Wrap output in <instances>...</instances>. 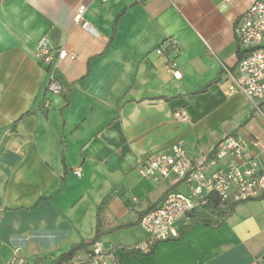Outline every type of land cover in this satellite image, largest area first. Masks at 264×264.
I'll return each instance as SVG.
<instances>
[{
	"label": "crops",
	"instance_id": "0c3cea01",
	"mask_svg": "<svg viewBox=\"0 0 264 264\" xmlns=\"http://www.w3.org/2000/svg\"><path fill=\"white\" fill-rule=\"evenodd\" d=\"M232 1L0 0V264H50L97 228L118 264H264V198L236 204L217 228L196 222L198 208L180 239L138 249L141 215L187 193L173 178L143 179L141 163L178 141L195 158L228 135L264 144L263 120L220 76L237 64L234 24L256 0ZM41 39L75 54L57 62L58 95L44 91ZM248 154L264 173V151ZM123 224L133 226L109 232Z\"/></svg>",
	"mask_w": 264,
	"mask_h": 264
},
{
	"label": "built area",
	"instance_id": "2783aa9c",
	"mask_svg": "<svg viewBox=\"0 0 264 264\" xmlns=\"http://www.w3.org/2000/svg\"><path fill=\"white\" fill-rule=\"evenodd\" d=\"M224 1L228 4L233 2ZM84 11V6L77 8V22L82 20ZM82 27L87 29L88 25L83 23ZM234 34L240 49L237 64L233 70L222 65L220 76L227 83L228 91L241 94L253 113L264 122V0H256L237 18ZM156 52L161 53L160 50ZM35 56L48 68L44 91L51 95L60 94L62 87L55 76L57 62L73 61L75 54L64 48L54 51L46 39H41ZM167 70L175 79L180 78L174 61L168 63ZM173 118L179 123L189 122L185 109L175 111ZM251 147L264 151V144L257 139L228 135L215 146L211 155L195 158L189 155L182 141H178L171 145L168 152L159 153L141 163L138 173L143 179L158 182L173 178L186 185L187 193H167L158 207L140 217L138 226L146 233L147 240L138 249L148 253L156 243L176 240L180 226L187 225L192 213L204 207L213 194L230 205L264 198V173L258 169L256 160L248 156ZM114 252H107L96 243L92 245L85 262L117 264Z\"/></svg>",
	"mask_w": 264,
	"mask_h": 264
},
{
	"label": "trees",
	"instance_id": "16d2710c",
	"mask_svg": "<svg viewBox=\"0 0 264 264\" xmlns=\"http://www.w3.org/2000/svg\"><path fill=\"white\" fill-rule=\"evenodd\" d=\"M205 90L201 91V92H204ZM215 148V147H214ZM213 148V149H214ZM212 149V150H213ZM214 151V150H213ZM210 153V155L212 154V152ZM166 195V194H165ZM110 198L109 197H106L104 199V201L102 202V204L98 207L97 209V225L99 223V218H100V213L102 212V210L104 209V202H106L108 199ZM238 204V203H237ZM236 204H228V203H223L220 201V199L218 198V195L216 194H213L211 196L208 197V202L207 204L202 207V211L203 210H210L215 212V218L216 220L214 222H209L207 220L204 219V215L205 213L203 212H200V219H197L196 222L198 223H201L203 225H208V226H212L214 228H217L219 226H221V224L223 223V220L228 217L233 209V207L235 206ZM144 214V213H143ZM142 214V215H143ZM204 214V215H203ZM141 215V216H142ZM192 217V215H191ZM140 219V218H139ZM139 224V221L138 223ZM133 226L132 224H123V225H120V226H117V227H114L113 229H111L109 232L113 231V230H120V229H126V228H129ZM191 226H186V228H182L180 229V234H179V237L177 239H180L181 236H182V231L183 230H187V229H190ZM102 233L100 232V230L97 228V231H96V234L95 236L93 237V239H91L90 241L88 242H81L80 244L72 247L68 252L60 255L55 261H53L52 263L50 264H72V261L73 259L75 258V256L80 252V251H83V252H87V254L90 252L89 248L90 246L96 244L98 242V238L99 236L101 235ZM158 243L154 244L153 246L155 247V245H157ZM89 250V251H88ZM151 251V250H150ZM122 252H125L127 255H129L130 257H135V253L139 252L138 250H131V249H122ZM116 254V251L114 252ZM82 264H89L88 262H84ZM117 264H118V258H117Z\"/></svg>",
	"mask_w": 264,
	"mask_h": 264
},
{
	"label": "rangeland",
	"instance_id": "374dc122",
	"mask_svg": "<svg viewBox=\"0 0 264 264\" xmlns=\"http://www.w3.org/2000/svg\"><path fill=\"white\" fill-rule=\"evenodd\" d=\"M199 212H203V211H202V210H198V213H199ZM203 213H204V212H203ZM203 215H204V214H203ZM213 215H214V214H213ZM206 216H207V215H206ZM85 261H86V260H85Z\"/></svg>",
	"mask_w": 264,
	"mask_h": 264
}]
</instances>
